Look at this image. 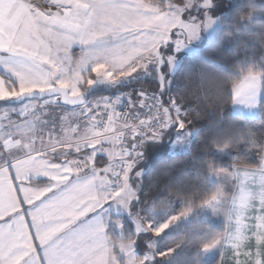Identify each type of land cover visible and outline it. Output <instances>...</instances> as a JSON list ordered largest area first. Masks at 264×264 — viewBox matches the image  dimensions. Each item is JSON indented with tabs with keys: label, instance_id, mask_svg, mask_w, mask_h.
Here are the masks:
<instances>
[{
	"label": "trees",
	"instance_id": "1",
	"mask_svg": "<svg viewBox=\"0 0 264 264\" xmlns=\"http://www.w3.org/2000/svg\"><path fill=\"white\" fill-rule=\"evenodd\" d=\"M145 1L161 10L167 3L166 0ZM207 12L218 18V26L193 53H177L179 65L174 73L164 58L160 69H151L145 77L128 84L116 85L114 89L103 86L93 91L83 85L79 89L85 101L92 102L106 95H125L137 90L138 85L143 92L133 93L131 102L125 99L134 115L142 100H149V96L161 100L159 117H164L160 112L162 106L168 108L171 115L173 103L182 110L183 127L179 128L172 117L167 134L163 136L159 130L155 131L143 146L142 155L133 159L134 167L127 169L116 187L123 185L127 174L135 191L128 212L113 213L107 232L115 243L135 244L138 264H220L219 252L207 263L203 252L215 244L222 245L226 226L206 216L204 204L213 199L219 189L231 193L236 167L259 168L261 165L264 153V0H213ZM170 48L172 44L163 51ZM247 75H259L261 79L259 112L254 117L232 111L234 87ZM54 98L57 102L51 98L41 106V110H48L44 115L45 127L61 124L59 106L62 105ZM0 104L13 105L6 101ZM164 127L162 124L161 130ZM191 131H194L193 137L189 136ZM187 132V136L192 137L189 147L171 154L173 142L180 145ZM117 144L125 157L115 160H128L118 140ZM172 213H183L184 217L156 236L153 248L146 245L154 237L146 220L160 223ZM134 217L146 231L134 230L130 220ZM117 221L121 227H116ZM114 253L119 257V264H125L116 247ZM147 253L150 258H145Z\"/></svg>",
	"mask_w": 264,
	"mask_h": 264
},
{
	"label": "crops",
	"instance_id": "2",
	"mask_svg": "<svg viewBox=\"0 0 264 264\" xmlns=\"http://www.w3.org/2000/svg\"><path fill=\"white\" fill-rule=\"evenodd\" d=\"M166 1L172 3L174 0ZM26 3L29 6H41L30 10L32 14L29 15L31 23H34L35 18L40 22L41 29L32 24L33 28L41 32L36 37L46 42L51 38V31L48 30L50 21H53L52 27L59 30V36L79 38L95 7L101 8L97 11L99 17L113 21L115 30L121 33L122 39L133 33L134 29L130 31L131 26L139 31V25L146 24L147 13L151 14L150 19L156 24L168 22L163 17L167 14L166 8L161 10L145 0H26ZM129 10L133 13L128 14ZM183 19L199 25L197 31L201 32L203 24L196 16L195 19ZM126 23L128 26H125ZM168 28V32L175 30L172 25ZM182 33H185V27ZM26 41L31 43V51L26 52L33 54L32 36L29 35ZM163 46L164 43L160 45ZM51 85L60 84L54 82ZM253 86L255 89L258 87L257 90L261 92L259 76L247 75L234 87V113L248 117L257 115L258 102L253 101L257 98L253 97ZM1 101L7 102V99ZM43 118L44 115L41 126H32L31 117L19 115L14 111L13 105L0 104V217L16 216L26 228L24 205H27L33 209L32 220L37 226L47 223L58 228L57 221L67 216L68 206L71 205L77 213V220L90 217L93 222L82 237L84 249L79 257V264H119V257L114 253L115 247L125 261L120 250L125 241L115 243L107 232L115 213L108 204L122 198L123 193L119 190L109 191L108 177L111 168L105 174L100 169L108 164V157L112 159L111 165L115 159L125 157L116 138L100 135L94 126L100 140H81L80 133L85 127L80 126L77 118L72 122V133L67 132L65 119L52 128L43 126ZM57 128L58 130H54ZM161 133L162 131L159 132ZM233 177L235 183L229 193L226 211L217 220L224 222L226 226L224 241L218 246L220 264H264V153L259 168L236 167ZM38 181L44 183H33ZM85 205L87 208L80 215L79 210ZM40 234L51 238L56 232L49 228L46 233ZM36 260L39 264V257Z\"/></svg>",
	"mask_w": 264,
	"mask_h": 264
},
{
	"label": "rangeland",
	"instance_id": "3",
	"mask_svg": "<svg viewBox=\"0 0 264 264\" xmlns=\"http://www.w3.org/2000/svg\"><path fill=\"white\" fill-rule=\"evenodd\" d=\"M212 4L213 0H174L172 3L167 2L165 6L167 14L163 16L167 18V23H163V25L156 24L157 22H152L150 19L151 14L147 13L146 24H140L138 27L139 31L135 30L134 26H131V29L129 27L128 30H134L125 39H122L121 33L115 30L112 20L106 17H99L100 14H97V11L101 10V8L95 7L93 13L87 18V24L80 33L81 36L79 38L59 36V30L53 28V21H50V28L48 30L51 31V38L47 48L48 55H43L39 48L33 54L26 52L27 50L31 51V43L26 41L29 35L32 36L34 47L37 46L38 42L44 41V39H38L36 37V34L40 35L41 32L32 27V24L39 26L40 22L35 18L34 23H31L32 21L29 15L30 10L37 9V7L40 8L41 6H29L26 0H21V2L20 0H10V2L8 0H0V101L7 99V102L13 104L16 113L32 118L30 122L32 126H41L40 119L45 115L42 113H48V110H41V106L44 103H48V100L53 99L54 102H57L56 98L24 100L17 104L12 103V100L16 99L23 92L43 91L53 86L67 87L73 95L82 94L79 89L83 85L91 91L103 86L114 89L116 85L128 84L145 77L151 69H160L165 63L164 58L169 63L171 73H174L179 65L177 53H193L204 40L212 36L218 26V18L207 12V7H212ZM130 13H133V11L129 10L128 14ZM195 16L196 18L200 17V22L203 24L201 32L197 31L199 25L190 23L186 19V17L195 19ZM169 25L175 28L173 32H168ZM55 26L57 25L55 24ZM125 26H128L127 23ZM183 26L185 27V33H182L184 32ZM39 27L41 29V26ZM104 40L110 41L108 52L104 56L94 55ZM138 41L142 43H136ZM163 43L164 47L170 43H175V45H172V48L165 52L163 51L164 47H160ZM33 61L36 62L35 65ZM54 82L60 85H51ZM136 89L135 91L131 90L125 93V95L121 93L119 95L115 94L112 97L106 95L101 100L92 102L85 101V104L79 107L59 106L62 110V112L60 111L63 115L62 119H65L67 122L65 124L68 128L67 132H73L72 122L75 120L74 118H77L80 126L86 129V133H84V129L82 130L80 133L81 138L79 139L84 140L90 138L92 139L91 141H99L100 138L98 135L100 133L97 131L99 133L97 135L94 130L96 107L114 97L117 102L125 101V99L131 102L133 93L143 92V88L138 85ZM257 89L258 87L255 89V86H253V97H257L253 101L256 100L258 102L256 111L258 115L261 92ZM151 97L149 96L147 99ZM148 101L142 100L140 107L137 109V113L135 115L133 114L136 120H138L139 115L145 109L144 107L147 106ZM85 105L88 106V109L84 108ZM160 112L164 113V117L160 121L159 119L161 117L158 118V126L155 131H162L163 136L165 133L167 134L172 117L175 119L179 128L183 127L181 122L182 110L177 104L173 103L172 115L169 114V109L165 106L161 107ZM56 114L52 113V115ZM162 124L165 125L164 130H161ZM114 125L115 123L111 126L108 135H100L104 137L113 136L117 141V137L113 132L118 131L122 127L119 125L115 127ZM58 128L54 130H58ZM88 132H90V135H85ZM191 132L194 136V131ZM188 133L184 134L180 145L173 142V147H170L171 154L182 152L189 147L193 136H187ZM111 162L112 159L108 157V164L100 168L103 170V174L112 167ZM132 167H129V169ZM214 177L217 178L216 176ZM117 190L123 193V197L119 200L115 199L108 206L115 213H127L135 191L131 181L127 180V174L123 185ZM229 195L227 190L219 189L215 197L204 204L203 208L206 216L216 222L226 211ZM182 217H184L183 213H172L167 220L160 223L146 220L147 227L154 234V237L146 245L153 248L156 244V236ZM130 220L133 222L136 232L142 233L146 231L137 217L131 218ZM116 223V227L122 226L118 221ZM134 249L136 251V246L133 242H125L121 246L120 250L125 258V264L138 263L137 258H135L137 254L134 252ZM203 253L205 263H207L218 253V245L215 244L206 248ZM150 257L149 253L145 254V258Z\"/></svg>",
	"mask_w": 264,
	"mask_h": 264
},
{
	"label": "snow or ice",
	"instance_id": "4",
	"mask_svg": "<svg viewBox=\"0 0 264 264\" xmlns=\"http://www.w3.org/2000/svg\"><path fill=\"white\" fill-rule=\"evenodd\" d=\"M109 43V40L102 41L94 55L104 56L108 52ZM49 44L50 42L40 41L32 51L36 52L39 48L43 55H48ZM35 63L33 61L34 65ZM86 208L85 205L79 210V214L83 215ZM32 213L33 209L24 205L26 228L16 216L0 217V264H37V257L39 264H79V257L84 249L82 237L92 226L91 218L77 220L76 211L69 205L67 216L57 221L59 227L54 228L47 223L37 226L32 220ZM49 228L56 232L54 237L47 238L40 234L46 233Z\"/></svg>",
	"mask_w": 264,
	"mask_h": 264
},
{
	"label": "built area",
	"instance_id": "5",
	"mask_svg": "<svg viewBox=\"0 0 264 264\" xmlns=\"http://www.w3.org/2000/svg\"><path fill=\"white\" fill-rule=\"evenodd\" d=\"M160 106V98L152 96L138 120L134 118L131 106L127 101L117 102L115 98H111L96 107L94 119L96 130L106 136L113 123L118 124L122 128L113 133L121 148L127 152L128 161L115 160L112 164L111 175L108 179L110 191L116 189L127 169L135 164L133 159L142 155L143 146L157 129Z\"/></svg>",
	"mask_w": 264,
	"mask_h": 264
},
{
	"label": "water",
	"instance_id": "6",
	"mask_svg": "<svg viewBox=\"0 0 264 264\" xmlns=\"http://www.w3.org/2000/svg\"><path fill=\"white\" fill-rule=\"evenodd\" d=\"M57 97L60 104L67 107H79L84 105V97L82 94H71L67 87L53 86L43 91H28L23 92L12 103H20L24 100H42L45 98Z\"/></svg>",
	"mask_w": 264,
	"mask_h": 264
}]
</instances>
